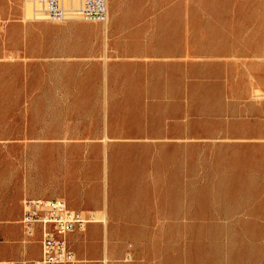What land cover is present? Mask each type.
<instances>
[{
  "label": "rangeland",
  "instance_id": "obj_1",
  "mask_svg": "<svg viewBox=\"0 0 264 264\" xmlns=\"http://www.w3.org/2000/svg\"><path fill=\"white\" fill-rule=\"evenodd\" d=\"M165 2L184 58L142 73V86L127 73L121 87L97 88L114 135L83 141L97 148L80 154L117 218L110 264H262L264 0H149L152 16ZM40 8L0 0L2 242V225L22 241L21 203L42 198L20 195L24 182L52 191V21ZM182 130L179 141L163 135Z\"/></svg>",
  "mask_w": 264,
  "mask_h": 264
},
{
  "label": "crops",
  "instance_id": "obj_2",
  "mask_svg": "<svg viewBox=\"0 0 264 264\" xmlns=\"http://www.w3.org/2000/svg\"><path fill=\"white\" fill-rule=\"evenodd\" d=\"M148 4L149 0H107L105 23L73 18L52 22V178L49 179L52 191L34 190L32 184L40 180L34 182L33 178L24 182L20 195L62 198L70 208L85 215L107 218L88 222L84 229L68 234L77 264H110L111 246L106 235L117 219L111 212L105 189L97 182L96 168L81 162L82 152L97 148L96 144L83 141L114 135L110 126L115 124H111L108 116L107 101L96 94V89L121 87L122 75L127 73L132 74V82H137L131 86H142L138 83L142 81V73L160 70L159 66L170 63V57L174 63L185 56L183 46L178 47L169 38L168 3L165 2L164 8L160 5V16H152ZM153 21L160 24L155 32ZM163 135L179 141L184 132L167 131ZM102 146L107 151L110 144L105 142ZM87 174L92 175L91 181L86 179ZM22 209L21 203V215ZM1 230L7 239L0 241V261L29 264L40 257L39 238L34 257L28 254L27 244L10 233L9 225H2ZM165 230L168 228L162 231Z\"/></svg>",
  "mask_w": 264,
  "mask_h": 264
},
{
  "label": "built area",
  "instance_id": "obj_3",
  "mask_svg": "<svg viewBox=\"0 0 264 264\" xmlns=\"http://www.w3.org/2000/svg\"><path fill=\"white\" fill-rule=\"evenodd\" d=\"M37 1L44 17L56 23L71 18L105 23L108 18L107 0H80L79 5L71 9L65 6V0ZM94 220V215L70 208L62 198H25L20 219L22 242L27 244L38 234L41 249L40 257L29 264H77L76 255L68 243V234L84 229ZM0 264L28 263L0 261Z\"/></svg>",
  "mask_w": 264,
  "mask_h": 264
},
{
  "label": "bare ground",
  "instance_id": "obj_4",
  "mask_svg": "<svg viewBox=\"0 0 264 264\" xmlns=\"http://www.w3.org/2000/svg\"><path fill=\"white\" fill-rule=\"evenodd\" d=\"M72 0H70V2H71Z\"/></svg>",
  "mask_w": 264,
  "mask_h": 264
}]
</instances>
